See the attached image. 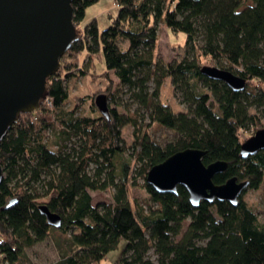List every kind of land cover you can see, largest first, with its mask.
Wrapping results in <instances>:
<instances>
[{"label":"trees","instance_id":"obj_1","mask_svg":"<svg viewBox=\"0 0 264 264\" xmlns=\"http://www.w3.org/2000/svg\"><path fill=\"white\" fill-rule=\"evenodd\" d=\"M96 1L72 0L75 27ZM115 1L118 12L110 25L99 32L92 21L82 35L77 30V41L59 63L66 54L101 53L106 70L100 75L108 80L112 73L117 80L112 96L126 93L135 109H108V119L77 115L76 107L64 109L65 79L57 73L48 79L46 99L20 114L0 141V264H23L26 249L51 232L68 236L66 254L53 264H99L117 250L113 264H264V222L244 199L246 190L235 206L214 200L193 207L183 187L176 195L157 193L146 182L151 167L192 148L205 152V166L227 163L214 184L234 177L248 181L249 190L263 186L264 150L241 158L239 135L264 129L251 112L264 105V0ZM159 24L185 35L179 59L154 60ZM202 60L243 78L244 90L203 76L200 69L208 65ZM165 78L184 111L175 113L160 101ZM153 124L171 130L172 140H154ZM127 125L129 146L121 137ZM129 149L130 157L119 160ZM138 180L148 199L131 204L128 188ZM107 190L109 201L93 203L90 192ZM41 204L61 218L59 228L46 223Z\"/></svg>","mask_w":264,"mask_h":264},{"label":"water","instance_id":"obj_2","mask_svg":"<svg viewBox=\"0 0 264 264\" xmlns=\"http://www.w3.org/2000/svg\"><path fill=\"white\" fill-rule=\"evenodd\" d=\"M72 0H0V141L20 114L39 108L46 99L48 79L57 73L60 58L77 41L79 33L72 21ZM200 73L223 82L234 92L244 90L246 82L227 70L203 66ZM95 105L102 116L110 117L105 95L96 96ZM264 150V129L257 130L240 145L245 159ZM204 151L184 149L173 153L163 162L151 167L146 182L157 193L177 194L183 187L189 203L198 207L206 201H227L237 204L248 188V181L230 178L221 185L213 177L227 168V163H202ZM3 171L0 167V183ZM46 223L61 226V218L50 212L45 204L38 206Z\"/></svg>","mask_w":264,"mask_h":264},{"label":"rangeland","instance_id":"obj_3","mask_svg":"<svg viewBox=\"0 0 264 264\" xmlns=\"http://www.w3.org/2000/svg\"><path fill=\"white\" fill-rule=\"evenodd\" d=\"M118 7L115 0H98L95 3L89 5L85 10V16L83 21L75 28L81 32L85 25L92 21L96 22V26L99 32H102L107 28L111 21L116 17ZM185 42V35L183 33H173L168 30L164 25H158V37L157 43L154 49V60H161L164 63L177 60L183 55V45ZM203 65H210L207 60H202ZM63 66H60L57 71L62 79H65V85L67 89L68 99L65 103L64 109L70 111L76 107L77 115L86 116L91 118H98L101 113L98 111L95 105V98L100 94H104L107 97L108 109L115 108L119 113H125L127 105L131 106L134 110L135 106H132L131 101L128 99V95L114 94L117 80L114 76L109 74L108 80L103 78L100 73L106 70V66L103 60L102 54L94 56H86L85 54L76 55L75 58L72 55H65L63 60ZM68 69L65 70V68ZM77 69H83L84 75H81ZM160 101L171 108L175 113L184 111L185 106L181 105L174 97L170 80L165 78L159 88ZM256 112L261 121L264 122V105L257 108ZM146 118V117H145ZM56 120V119H55ZM53 126V123L51 124ZM59 123H55V128L60 129ZM260 127H251L246 131H240V140L244 142L251 137ZM149 131L154 140L160 144H164L172 140L174 133L166 128H162L153 124L150 126ZM49 140H53V132L49 131ZM121 137L126 146L132 144V127L130 125L124 126L121 129ZM62 144V141H60ZM131 150H127L123 157H118L119 160H123L125 157H130ZM139 185L136 187L130 186L128 188V199L133 204L135 201L144 202L148 199V195L143 187H141V180H138ZM264 189V184L257 190L246 189L244 199L256 213L258 220L264 222V205L261 201V193ZM93 203L99 201H109L111 199V190L102 192H90ZM38 203H45L46 199H40ZM67 235H60L59 233L51 232L49 236L42 242L35 244L33 247L26 249V258L23 264H53L59 260L62 255H65L68 250ZM119 250L109 253L99 264H113L118 257ZM148 256L154 260L155 256L152 250L148 253Z\"/></svg>","mask_w":264,"mask_h":264}]
</instances>
